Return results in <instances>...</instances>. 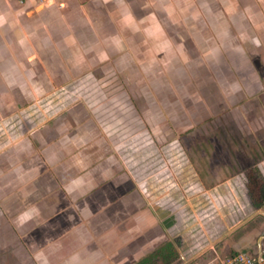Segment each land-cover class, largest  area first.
<instances>
[{"label":"crops","instance_id":"obj_1","mask_svg":"<svg viewBox=\"0 0 264 264\" xmlns=\"http://www.w3.org/2000/svg\"><path fill=\"white\" fill-rule=\"evenodd\" d=\"M261 41L264 45V0H24L22 3L0 0L1 141L12 140L7 131L11 132L15 124L29 128L41 123L46 135L55 136L56 143H53L57 147L53 158L60 163L59 169H45L40 176L46 175L45 181L54 177L58 188L78 191V196L90 195L87 201L91 198L99 211H107L101 216L102 222L105 221L104 230L109 227L108 233L100 234L103 237L95 232L99 216L95 220L91 218L92 227L87 225L89 219L85 221V216L79 215L76 225H70L68 217L64 221L60 218L62 225L56 227L55 223L54 228L44 229L45 235L50 234L49 240L46 246L32 251L35 261L38 264H86L74 256L73 251L90 248V251L98 250L96 254L102 252L105 260L110 253L123 254L114 264H125L127 252L120 253L119 245L124 246L130 235L146 242V236L153 235L155 239L162 229L171 232L167 226L171 223L165 226L158 220L159 213L156 216L154 210L144 209L143 199L138 196L137 199L132 186L141 189L142 183L128 187L125 185L130 182L127 177L115 182L121 179L114 174L123 169L122 166L113 173L104 165L81 167L77 160L79 156L93 157L90 154L95 151L92 147L98 138L94 126L100 125L96 121L99 103H105L100 99H104L111 79H127L129 85L140 89L144 87L141 82L147 78L149 92L156 93L153 84L161 78L165 93L173 94L175 87L169 81L177 77L181 78L183 92L196 88L208 95L210 102L217 99L215 94L219 92L232 102L240 85L237 73L246 64L255 66L258 57L252 61L249 57L257 51ZM247 78L251 80L252 74ZM67 126H73V132ZM101 130L106 137L109 135L103 127ZM85 150L91 153L85 154ZM259 170L264 174L261 168ZM229 182L221 188L231 187ZM68 196L61 195L60 199H66L63 206L74 208ZM230 197L234 200L232 195ZM62 199L58 206L62 205ZM117 202L119 206L115 207ZM210 203L215 215L209 231L215 234L223 220L211 199ZM186 204L180 209L184 222L179 236L190 254L200 243L198 239L189 240L190 228L184 223L200 225L202 214L190 211L187 219L190 199ZM263 209L255 211L259 213ZM233 213L236 214L235 210ZM203 229L204 225L197 233H204ZM111 230L115 235L111 240L121 242L117 243L119 248L113 247L115 241L107 244V248H98L101 239L110 241ZM68 232L72 238L68 244L57 241V237ZM42 234L39 237L42 238ZM234 246L235 251L258 248L254 245L241 248L239 241ZM210 248L213 255L199 257L198 254L186 264H210L216 258V246ZM49 252L53 253L55 263L49 258ZM140 258L134 264H138ZM107 263L110 264L108 260Z\"/></svg>","mask_w":264,"mask_h":264},{"label":"rangeland","instance_id":"obj_2","mask_svg":"<svg viewBox=\"0 0 264 264\" xmlns=\"http://www.w3.org/2000/svg\"><path fill=\"white\" fill-rule=\"evenodd\" d=\"M262 41L260 46L257 45V51L249 57L251 61L258 57L253 60L255 66L248 67L246 64L237 73L240 85L237 86L238 93L232 102L226 99V94L224 96L219 92L215 94L217 99L212 102L207 100L208 95L198 92L196 88L183 92L181 78L177 77L169 81L175 87L173 94L165 93V88L161 87V78L153 84L157 92L150 93L149 79L144 78L140 84L144 87L140 89L129 85L127 79H111L112 83H107L104 99L95 95V98L105 100L104 104L100 101L97 112L96 121L100 125L94 126V133L98 138L92 147L95 151H87L93 157L83 159L79 156V165L82 167L88 164L91 168L104 165L113 173L122 166L123 169L114 174L115 177L120 175L121 179H115V182H121L119 180L127 177L130 182L125 185L128 187L142 183L141 189L132 186L136 197L143 199L142 207L154 210L156 216L159 213L158 220L164 222L165 226L172 224L167 225L171 232L162 229L163 232L155 239L153 235L146 236V242L130 235L124 246L116 239L111 240L115 237L111 230L110 241L101 239L98 241V248H107V244H113L114 241L113 247L117 243L121 244L120 248L117 246L115 249H121L120 253L127 252L125 257L128 261L125 264H134L140 257L142 260L150 257L151 264H166V259L154 257V253L167 243H173L178 252V256L170 264H186L188 259L198 254L199 257L213 255L210 248L213 245L216 246L215 260L238 252L234 246L237 241L241 242V248L252 245L262 248L264 209L256 213L249 202L252 197L258 203L260 195L264 193V174L259 170L261 168L264 172ZM250 74L253 78L248 80ZM196 81L199 83V80ZM243 82L246 91L241 86ZM166 87L170 88L168 84ZM40 124L29 128L15 124L11 132L10 129L7 131L12 137L7 142L1 141L3 134L0 131V264H38L32 251L41 249L49 240L50 234L45 235L44 229L54 228L55 223L56 227L62 225L61 219L64 221L69 217L70 225H76L75 219L84 215L85 218H82L85 221L89 219L87 225L92 227L91 218L95 220L99 216L101 222H95L96 234L100 236L109 231V227L107 231L104 230L105 221L101 220L106 209L99 211L95 201L90 200L91 198L87 201L90 195L78 196V191L58 188L59 183L54 182V177L45 181L46 175L43 178L40 176L45 169H59L60 163L53 158L57 147L53 140L55 136L46 135ZM67 127L73 132V126ZM102 127L105 133H109V137L103 134ZM20 148L21 151L18 150ZM87 152L85 150V154ZM226 182L231 187L221 188ZM61 195L71 196L75 209L65 208L63 202L66 199L62 198V205L58 206ZM209 197L220 210L223 220V225H220L215 234L209 231L215 215ZM188 199L190 205L187 219L190 211L202 214L200 225L190 222L187 226L188 222L184 223L186 228H190L189 240L198 239L197 242L200 243L190 254H187L188 248L182 244L179 236L184 222L180 209L181 205L187 206ZM261 203V207H264V202ZM117 204L119 202L114 203L115 207L119 206ZM121 206L123 207L122 204ZM134 208L136 210L137 206ZM108 221L106 220L107 224ZM203 225L204 233H197ZM69 229L66 227V230ZM41 234L44 240L39 237ZM70 235V232L63 234L57 237V241L66 245L72 240ZM192 235L196 237L192 238ZM249 248L245 252L253 254L254 250ZM73 252L74 256L81 258L86 264H108L107 260L114 264L120 257L123 258V254L110 253L105 260L102 252L96 254L98 250L90 251V248ZM48 256L55 263L53 253L49 252Z\"/></svg>","mask_w":264,"mask_h":264},{"label":"built area","instance_id":"obj_3","mask_svg":"<svg viewBox=\"0 0 264 264\" xmlns=\"http://www.w3.org/2000/svg\"><path fill=\"white\" fill-rule=\"evenodd\" d=\"M16 1L22 3L24 0ZM210 264H264V245L255 249L253 254L238 251L230 257L212 261Z\"/></svg>","mask_w":264,"mask_h":264},{"label":"trees","instance_id":"obj_4","mask_svg":"<svg viewBox=\"0 0 264 264\" xmlns=\"http://www.w3.org/2000/svg\"><path fill=\"white\" fill-rule=\"evenodd\" d=\"M250 204L252 205L253 208L258 209L260 208L262 205L261 202H264V193H262L260 195V199L259 202L256 203L255 200L250 197L249 199ZM178 245L180 244L177 240ZM175 245H173V243H167V245L165 247H163L162 249H159L158 251H156V253H154V257H163L164 259H166V264H170V261L174 260L173 258H176L178 256V252L175 250ZM153 257V258H154ZM151 258L149 257L148 259H143L141 260L138 264H151Z\"/></svg>","mask_w":264,"mask_h":264}]
</instances>
